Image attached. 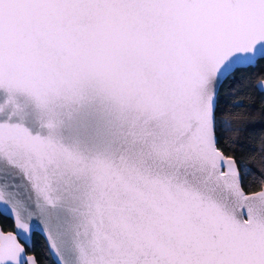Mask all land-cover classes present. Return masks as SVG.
I'll return each instance as SVG.
<instances>
[{"label": "snow or ice", "instance_id": "snow-or-ice-1", "mask_svg": "<svg viewBox=\"0 0 264 264\" xmlns=\"http://www.w3.org/2000/svg\"><path fill=\"white\" fill-rule=\"evenodd\" d=\"M261 62L264 0H0V264H264Z\"/></svg>", "mask_w": 264, "mask_h": 264}, {"label": "trees", "instance_id": "trees-1", "mask_svg": "<svg viewBox=\"0 0 264 264\" xmlns=\"http://www.w3.org/2000/svg\"><path fill=\"white\" fill-rule=\"evenodd\" d=\"M261 68H264V62H261V65L256 69L258 74L255 77H251L249 86L236 96V99L242 101L243 107L235 111L245 114L244 119L255 123L264 121V93H261L255 85L257 79L264 77V71H260ZM257 131H264V129L258 128ZM250 155L253 154L250 153ZM0 226L4 229H10L13 227V222L6 216H0ZM28 250L34 253L39 264H55L43 237L38 233L34 235L33 246L30 249L28 248Z\"/></svg>", "mask_w": 264, "mask_h": 264}, {"label": "water", "instance_id": "water-1", "mask_svg": "<svg viewBox=\"0 0 264 264\" xmlns=\"http://www.w3.org/2000/svg\"><path fill=\"white\" fill-rule=\"evenodd\" d=\"M260 83H264V77L263 78H259V79H257L256 81H255V85H256V87H257V85L258 84H260ZM257 89L259 90V88L257 87ZM6 232L7 231H15V227H14V224H13V227L12 228H10V229H4ZM42 236V235H41ZM43 237V236H42ZM43 239H44V237H43ZM45 241V240H44ZM22 243H23V241H21ZM45 243H46V246H47V242L45 241ZM25 247H26V250L28 251V254L29 255H34V253L32 252V251H29L28 250V246L27 245H25ZM47 249H48V246H47ZM48 251H49V249H48ZM49 253H50V251H49ZM50 255H51V257H52V259L55 261V257L50 253Z\"/></svg>", "mask_w": 264, "mask_h": 264}]
</instances>
